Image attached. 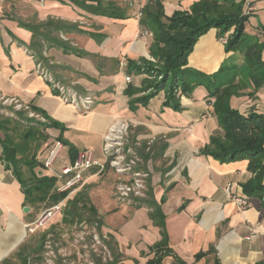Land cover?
Returning <instances> with one entry per match:
<instances>
[{"label":"crops","instance_id":"1","mask_svg":"<svg viewBox=\"0 0 264 264\" xmlns=\"http://www.w3.org/2000/svg\"><path fill=\"white\" fill-rule=\"evenodd\" d=\"M195 1L198 0L189 7ZM147 3L0 0V98L42 110L61 125V130L48 129L51 135H62L68 143L53 141L52 147L57 142L64 145L55 168L62 156L61 169L72 165V147L77 155L92 150L95 158L103 162L104 137L120 121L130 123L138 142L154 143L146 156L152 172L147 203L134 209L130 217L119 209L116 213L104 212L107 215L103 230L114 239L113 248L121 260L118 264H152V247L163 239L162 228L149 215L157 207L165 216L172 251L161 264H176V259L180 264H264L263 202L243 192L244 184L253 177L248 170L249 160L222 164L201 153L210 137L223 134L214 115L215 99L209 97L208 90L200 86L190 95L178 92L182 108L179 112L164 108L165 90L145 106H131L130 99L155 92L156 82L151 75L128 72L129 60L145 58L156 62L151 55L153 34L141 25ZM169 5L171 12L166 13L165 7V13L170 17L179 7ZM251 6L249 10L254 8ZM256 11L251 10V14ZM247 26L248 34L263 36L260 29L248 32ZM233 54L226 52L218 30L211 29L196 43L188 67L212 75ZM40 62L58 80L94 92V109L84 114L65 104L38 73ZM231 105L242 114H264V87L240 90L232 97ZM99 174L98 169L87 171L86 183ZM228 184L233 185L234 193L249 198L248 209L241 210L229 200L225 192ZM24 199L20 182L0 160V264H13L21 250L26 254L32 249L28 227L37 222L42 209L26 205ZM40 246L41 238L36 248Z\"/></svg>","mask_w":264,"mask_h":264},{"label":"trees","instance_id":"2","mask_svg":"<svg viewBox=\"0 0 264 264\" xmlns=\"http://www.w3.org/2000/svg\"><path fill=\"white\" fill-rule=\"evenodd\" d=\"M245 12V0H198L191 5L189 11L179 10L169 17L166 16L161 0H150L142 10L141 25L153 34L151 55L156 62L145 58L138 61L129 60L128 72H156L162 75L164 80L161 84L155 83V92L130 100L132 108L135 109L138 103L145 106L151 98L165 90L164 108L179 112L182 108L178 92L190 95L196 88L204 86L209 92V97L215 99L214 115L223 134L210 137V143L201 153L222 164L249 160L248 170L253 173V177L244 184L243 192L249 197L260 198L264 206V114L255 111L242 114L231 105L232 97L239 95L240 90L249 86H254L256 90L264 87V39L261 42L258 36L246 32L245 26L251 12ZM211 29L218 30L219 38H225L227 35L226 52L243 55L242 64L226 65V61L220 70L212 75L188 67V58L196 43ZM130 90L129 86V96L132 95ZM31 110L41 114L46 121L26 117V112L13 109L11 111L15 117L0 115V160L7 169L12 170L20 182L26 205L52 207L67 199L69 193H60L58 177L46 174L45 161L53 147L51 143L45 144L44 141L50 136H43L40 128L61 130L62 127L44 111L32 107ZM57 139L68 144L62 135ZM71 150L74 162L77 154L73 147ZM24 168L28 169L30 177ZM68 203L76 205L78 200L76 198ZM145 203L147 202L144 200L142 204ZM78 211L76 206L68 210V215L73 219L68 217L67 221L81 219V213ZM150 215L162 228V241L152 247L155 251L152 264H161L166 256L172 254L165 231V216L158 207ZM25 256V251L21 250L18 260L13 264H26ZM180 263L176 259V264Z\"/></svg>","mask_w":264,"mask_h":264},{"label":"rangeland","instance_id":"3","mask_svg":"<svg viewBox=\"0 0 264 264\" xmlns=\"http://www.w3.org/2000/svg\"><path fill=\"white\" fill-rule=\"evenodd\" d=\"M147 1L149 2L150 0ZM161 1L165 5L164 7L167 8L166 13H170L171 7L169 3H173L174 6L176 5L177 7H179L177 11H189V4L194 0ZM250 5H255L256 8L254 6L251 7H254V9H256L257 11L254 13L252 12L253 14L250 15V19L247 22V27H249L248 32H252L256 29H260L261 32H264V0H245V8L246 10L248 9L247 13L251 12V8L249 10ZM261 37L262 40H260ZM263 39V36L259 37V40L261 42L263 41ZM233 55L228 58L226 65L243 63V55L239 53ZM262 59L264 60V45L262 47ZM148 74L151 75L153 79H155L154 81L157 84H161L164 80L163 76L159 75L156 72ZM53 76L62 84L73 86L76 90H78V92L86 93L90 91L83 89L80 90L77 87L76 83L68 84L58 80L55 75ZM93 94L95 95L94 92ZM1 106L2 105L0 104L1 116L7 115L15 117L13 111H11V109H13L14 111L26 112V117L36 118L43 122L46 121L42 116L36 113H34L35 115L32 116V110L29 106L23 105V107L19 108L17 106L15 107L14 103L7 104L5 105V108H7V110L2 109ZM27 107H29L30 109H27ZM81 113L85 114V112ZM120 123H125V125L128 126V130L123 131V138H120L118 141L119 145L117 147L122 152L121 154L124 155L121 156L126 157V162H129L130 156L126 154L127 150L131 148L136 154L139 161H137V163L133 166V169L126 174L117 173L115 170L107 168V170L100 173L97 177L91 179L88 183L81 187L76 194H73V196L67 198L65 200L64 209L60 214L45 222L34 233H30L32 234V240L29 247L32 249L30 251H27V253L25 254L26 256L24 259H26V264H118V262L121 261L119 260V258H117L118 254L115 251V247L113 248V237L105 233L103 230L104 218L105 215H107L104 214V212L111 210V212L116 213L119 209L123 210L126 217H130L132 214H134V209H137V207L140 205H145L142 203L144 200H147L146 198L150 188V181L152 179V172L149 169L146 156L147 154H150L152 150L151 147L154 143H148V141L145 143L138 142L133 137V128H131L130 123H126L125 121H120ZM25 124H27V121H25ZM40 130L43 136L47 134L50 136L47 141H44L45 144L51 143L53 145V141L57 138L51 135L48 132V129L40 128ZM0 134L2 135L1 132ZM63 161L64 157L62 156L57 163V167H54V171H59L61 169L60 167L63 164ZM24 170L28 174L27 176L30 177L28 169L24 168ZM140 170L141 172L147 174V176L142 177V179L144 180V188L142 189L143 197L131 196L129 198L131 200L130 203L122 202L117 196L118 185L120 184V182L125 181L127 177H130L134 181V179L136 178L133 176L134 172H138ZM76 198L78 200V203L76 205H74V203H68L69 201H74ZM74 206H76L79 210L78 212L81 213V219H76L75 221L69 222L67 221V218H73L71 215H68L67 211ZM40 208L42 209L41 212L43 214L50 207L42 205ZM114 213H112L110 217H112ZM150 214L151 210L149 215ZM95 235L99 237L101 245L98 244ZM40 238L41 246L38 250L36 247L38 242L40 241Z\"/></svg>","mask_w":264,"mask_h":264},{"label":"built area","instance_id":"4","mask_svg":"<svg viewBox=\"0 0 264 264\" xmlns=\"http://www.w3.org/2000/svg\"><path fill=\"white\" fill-rule=\"evenodd\" d=\"M253 9L254 8H251V10ZM221 41L225 44L227 42V38H221ZM38 73L51 86L52 90L56 92L61 100L65 104H70V106H72L77 112L88 113L95 107L96 98L93 92L88 91L86 93H81L78 92V90H76L73 86L62 84L54 78L49 68L42 62L38 64ZM127 79L128 82L131 81V77H128ZM0 102H2L4 105L14 103L15 107H23V104H20L19 101L14 99L10 100L8 98H0ZM27 109L30 108L27 107ZM31 115L34 116V112H32ZM126 130H128V126H126L125 123L120 122L113 124L109 128L104 137V145L102 148L105 157L103 162L95 158L94 152L92 150H84L78 153L76 156L77 158L72 163V165L70 164L63 167L60 172L54 171V165L64 145L62 142H57L45 161V168L50 172V175H55L58 177L60 182L59 192H68L69 194L67 198L73 196V194H76L80 188L86 184L84 174L91 169H98V172L102 173L107 170V168H111L117 173H129L137 161H139V159L133 150L129 148L126 155L130 156V161L126 162V157H123L124 155L121 154L122 152L117 147L119 145V139L123 138V131ZM133 176L136 177L134 181L130 177H127L125 179L126 182H120L117 187V196L124 203H130L131 200L129 198L131 196L143 197L142 189L144 188V180L142 177L147 176V174L141 172L140 170L138 172H134ZM225 192L229 200L238 205L241 210H246L250 207L249 198L245 195H238V193H234L232 184L227 185ZM65 200L53 205L48 210H46V212L41 215L37 222L28 227L29 232L34 233L45 222L60 214L64 209ZM95 238L98 244L101 245L99 237L95 235Z\"/></svg>","mask_w":264,"mask_h":264},{"label":"water","instance_id":"5","mask_svg":"<svg viewBox=\"0 0 264 264\" xmlns=\"http://www.w3.org/2000/svg\"><path fill=\"white\" fill-rule=\"evenodd\" d=\"M29 208H26V211H28Z\"/></svg>","mask_w":264,"mask_h":264}]
</instances>
